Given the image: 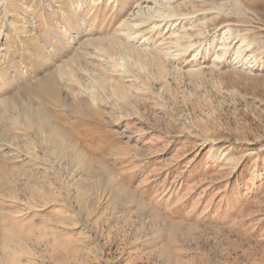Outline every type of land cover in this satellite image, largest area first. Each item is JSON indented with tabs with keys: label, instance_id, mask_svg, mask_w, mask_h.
I'll list each match as a JSON object with an SVG mask.
<instances>
[{
	"label": "rangeland",
	"instance_id": "374dc122",
	"mask_svg": "<svg viewBox=\"0 0 264 264\" xmlns=\"http://www.w3.org/2000/svg\"><path fill=\"white\" fill-rule=\"evenodd\" d=\"M0 172V264H264V0H0Z\"/></svg>",
	"mask_w": 264,
	"mask_h": 264
},
{
	"label": "bare ground",
	"instance_id": "6f19581e",
	"mask_svg": "<svg viewBox=\"0 0 264 264\" xmlns=\"http://www.w3.org/2000/svg\"><path fill=\"white\" fill-rule=\"evenodd\" d=\"M140 2H142V1H140ZM139 5H140V4H139ZM142 6H143V5H142ZM146 8H147V6H146ZM146 8H145V9H146ZM137 38H138V37H137ZM132 39H133V37H132ZM129 40H130V39H129ZM130 42H131V41H130ZM220 58H221V57H220ZM44 125H45V124H44ZM30 126H31L30 124H27V125H26L27 129H29ZM45 127H46V125H45ZM49 128L51 129V128H53V127H49ZM45 131H46V130H45ZM50 131H51V130H50ZM52 131H53V132H57V129L54 130V128H53ZM46 134H47V132H46ZM55 135H58V134L55 133ZM53 136H54V135H53ZM50 137H51V136H50ZM55 137H56V136H55ZM60 137H61V136H60ZM60 137H59V138H60ZM51 138H52V137H51ZM54 140H55V139H54ZM51 141H52V140H51ZM55 141H56V140H55ZM53 144H54V143H53ZM55 145H56V144H55ZM57 145H58V144H57ZM52 147H53V145H52ZM55 147H56V146H55ZM59 147H60V146H59ZM60 148H61V147H60ZM62 148H63V147H62ZM52 149H53V148H52ZM52 149H51V150H52ZM56 152H57V151H56ZM73 152H74V150H73ZM74 154H75V152H74ZM215 154H216V153H215ZM71 155L73 156L72 153H71ZM81 157H83V156H81V155H80V156H79V155H78V156L74 155V158H75V159H79V158H81ZM71 158H72V157H71ZM75 159H74V160H75ZM72 163H73V162H72ZM0 176L2 177V176H4V175H2L1 172H0ZM39 187H40V186H39ZM42 189H43V188L41 187V190H42Z\"/></svg>",
	"mask_w": 264,
	"mask_h": 264
}]
</instances>
